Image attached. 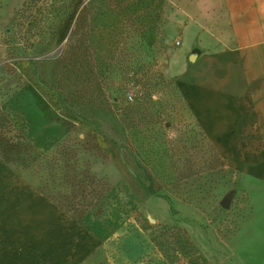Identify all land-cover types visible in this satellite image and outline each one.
Masks as SVG:
<instances>
[{
  "label": "rangeland",
  "instance_id": "374dc122",
  "mask_svg": "<svg viewBox=\"0 0 264 264\" xmlns=\"http://www.w3.org/2000/svg\"><path fill=\"white\" fill-rule=\"evenodd\" d=\"M90 1L0 0V264H264V178L177 82L189 2Z\"/></svg>",
  "mask_w": 264,
  "mask_h": 264
},
{
  "label": "crops",
  "instance_id": "0c3cea01",
  "mask_svg": "<svg viewBox=\"0 0 264 264\" xmlns=\"http://www.w3.org/2000/svg\"><path fill=\"white\" fill-rule=\"evenodd\" d=\"M185 2V48L205 52L178 78L183 97L220 152L264 178V0Z\"/></svg>",
  "mask_w": 264,
  "mask_h": 264
},
{
  "label": "trees",
  "instance_id": "16d2710c",
  "mask_svg": "<svg viewBox=\"0 0 264 264\" xmlns=\"http://www.w3.org/2000/svg\"><path fill=\"white\" fill-rule=\"evenodd\" d=\"M90 3H91L90 0L89 1H86V0L83 1L82 0V2H81V8H80V10L78 12V16H77V19H78L79 22L82 23V22H84V21L87 20L86 15H87V12L89 10ZM159 76H161V75H159ZM134 103H136L133 106L135 109H138V108L143 107V102L140 101V98L139 97H136V99H133V102H131V104H134Z\"/></svg>",
  "mask_w": 264,
  "mask_h": 264
},
{
  "label": "water",
  "instance_id": "95a60500",
  "mask_svg": "<svg viewBox=\"0 0 264 264\" xmlns=\"http://www.w3.org/2000/svg\"><path fill=\"white\" fill-rule=\"evenodd\" d=\"M189 60H190V61H193V60H194L193 55H191V56L189 57ZM221 205H222L223 207H228V201H227V200H224V201L221 203Z\"/></svg>",
  "mask_w": 264,
  "mask_h": 264
}]
</instances>
